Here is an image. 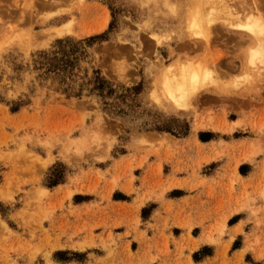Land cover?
<instances>
[{
  "label": "rangeland",
  "instance_id": "obj_1",
  "mask_svg": "<svg viewBox=\"0 0 264 264\" xmlns=\"http://www.w3.org/2000/svg\"><path fill=\"white\" fill-rule=\"evenodd\" d=\"M254 3L0 0V264H193L188 220L211 244L194 263L264 262V72L227 24ZM95 37L65 81L40 69L59 41ZM183 66L211 73L185 112L162 86ZM95 72L114 96L64 92Z\"/></svg>",
  "mask_w": 264,
  "mask_h": 264
},
{
  "label": "trees",
  "instance_id": "obj_2",
  "mask_svg": "<svg viewBox=\"0 0 264 264\" xmlns=\"http://www.w3.org/2000/svg\"><path fill=\"white\" fill-rule=\"evenodd\" d=\"M98 39H102V37L90 38L80 42H73L71 40L59 41L57 43V50L51 53H42L40 55V69L46 70V74H53L65 81L64 78L67 75L71 76L73 74L76 64L79 63L81 59L87 57L85 48L82 46L85 44L91 46V44ZM84 89H87L89 93L96 94L101 98L112 97L116 94L113 86L101 76L100 72H95L93 79H91L88 83L81 85V91L78 94L72 92L71 90H64V92L70 96L74 95L79 97L82 95ZM139 91V88L128 90L129 93H137ZM162 131L170 130L164 129ZM184 135H186V133ZM51 181L50 185L56 186L61 183L62 177L59 174H55Z\"/></svg>",
  "mask_w": 264,
  "mask_h": 264
},
{
  "label": "bare ground",
  "instance_id": "obj_3",
  "mask_svg": "<svg viewBox=\"0 0 264 264\" xmlns=\"http://www.w3.org/2000/svg\"><path fill=\"white\" fill-rule=\"evenodd\" d=\"M225 2V1H224ZM224 2H222L223 3V7L225 8H223L224 10H227V17L229 16V18L230 17H234L233 15V13L232 12H235V10H233L234 9V7L232 6V12L230 11V9H229V3L228 4H225ZM257 2H260V1H257ZM257 2H256V0H255V3H254V5H253V9H251V7H250V10L249 11H247L244 15H242L243 14V12H240V14H239V16L237 17V24L238 23H240V22H242V21H246V18L248 17V16H252L253 17V22L255 23L257 20H259L260 19V17H261V15H264V13H262L260 10H261V8L262 7H264L263 5H262V7H261V4H257ZM244 3V2H243ZM224 4L225 5H228V6H224ZM245 4V3H244ZM243 4V5H244ZM241 9V8H240ZM247 9V8H246ZM245 10V9H244ZM239 11V10H238ZM236 12H235V16H236ZM223 15H224V13H223ZM240 16H243L242 18H240ZM226 17V16H225ZM211 18V17H210ZM234 18H236V17H234ZM229 19V21L227 22V24H228V27H230L231 29L233 28H235L234 29V31L237 29L236 27H235V22H233V20H236V19ZM232 20V21H231ZM225 23H226V21L225 20H223ZM198 22V21H197ZM203 22V21H202ZM210 23V22H209ZM223 23V22H222ZM225 23H223V24H225ZM201 24V23H200ZM206 24V23H205ZM236 24V25H237ZM203 25V24H202ZM69 26H70V23H69V25H65V26H63V27H60V28H57V29H55V33H54V36L55 37H57V38H61V37H64L65 35H67V34H69L70 32H71V30H70V28H69ZM203 28H204V25L202 26ZM208 27V26H207ZM203 28H201L202 29V31L203 30H205V29H203ZM220 28V27H219ZM218 28V29H219ZM210 28H208V29H206V31H204L205 32V35L203 36V34L201 35V36H203L205 39L204 40H206V42H209L210 41V37H211V35L209 34V32L211 31V30H209ZM213 29H215V25H214V28ZM217 29V28H216ZM209 32H208V31ZM206 33H208L209 35L207 36L206 35ZM213 34V33H212ZM241 34V33H240ZM247 35V34H246ZM200 36V35H199ZM200 36V37H201ZM213 36V35H212ZM247 38H248V36H247ZM196 39V38H195ZM249 40H251V39H249ZM248 41V40H247ZM253 42V41H252ZM209 44V43H208ZM243 44V43H242ZM187 65V64H186ZM178 67V66H177ZM180 67V66H179ZM259 66H257V68H258ZM172 68V67H171ZM175 68V67H174ZM179 69V68H178ZM186 69H188V71L186 72L185 70ZM190 69H192V71L190 70ZM199 69V68H198ZM202 69V68H201ZM175 70V69H174ZM177 70V69H176ZM199 71V70H198ZM198 71H193V68H185L184 69V66H183V70H181V71H179V72H181V75L179 76V78L177 79V78H174V77H171V75H172V70H170V72H172L171 73V75H169V74H166L165 75V77H164V79H163V82H162V86H163V88H164V92L166 93V95H167V97H168V99H169V101L173 104V106L178 110V111H189L191 108H193L192 107V104H194V102H192L193 101V99L191 100L190 98H192V95H194V94H196L197 92H199L200 91V89H201V87H202V85H203V81L205 80L204 79V76L205 75H207V73L206 74H202L201 73V70H200V72H198ZM167 72V71H166ZM195 73L197 76H200L201 77V79H200V83H199V86H198V88H197V90L194 92V93H191L190 94V96H189V98H188V100L183 104V106H180V107H177V105H176V102H175V100L172 98V96H169V92H171V93H173V95L175 96V97H179L180 96V94H181V92H180V90L181 89H184L185 91H188L189 89H190V87H191V74L192 73ZM255 72V71H254ZM261 72V71H260ZM211 74V73H210ZM258 74V73H257ZM179 74H177V76H178ZM176 76V75H175ZM186 77H187V79H186ZM211 79V76H209L208 77V79L207 80H210ZM205 85V84H204ZM203 85V86H204ZM203 91V90H202ZM202 94V93H201ZM195 96H197V94L195 95ZM199 96H197V98H198ZM211 96H209V98H210ZM206 98V97H205ZM208 97H207V99H209ZM195 100V99H194ZM201 101H203L202 99H201ZM205 101V100H204ZM204 127V126H203ZM201 128H200V126L198 127V126H196L195 127V129H194V131H198V130H200ZM202 136V135H201ZM204 136V135H203ZM199 138H201V137H199Z\"/></svg>",
  "mask_w": 264,
  "mask_h": 264
},
{
  "label": "snow or ice",
  "instance_id": "obj_4",
  "mask_svg": "<svg viewBox=\"0 0 264 264\" xmlns=\"http://www.w3.org/2000/svg\"><path fill=\"white\" fill-rule=\"evenodd\" d=\"M261 4L264 5V0H261ZM164 7H169L167 4ZM261 12L264 13V7L261 8ZM170 14H174V9H170ZM191 29L198 30L199 25L196 20H191ZM237 30L241 34H247L248 38L253 41L250 47L245 48V60L247 65L250 66L251 70H256L257 65L260 66V71L264 72V15H261L260 19L255 23L253 22V17L248 16L246 21H242L236 25ZM157 37H152V40L155 41ZM186 72L188 69L185 70ZM211 74L208 73L204 76L205 81ZM187 79V77H186ZM200 76H197L194 72L191 74V87L188 91L181 89L180 96L175 97L173 93L169 92V96L175 100L177 107L183 106V104L188 100L191 93H194L200 83ZM241 79H251L250 76H241ZM155 99V97H153ZM159 103V101H156ZM264 264V262H262Z\"/></svg>",
  "mask_w": 264,
  "mask_h": 264
},
{
  "label": "crops",
  "instance_id": "obj_5",
  "mask_svg": "<svg viewBox=\"0 0 264 264\" xmlns=\"http://www.w3.org/2000/svg\"><path fill=\"white\" fill-rule=\"evenodd\" d=\"M194 138L198 140L197 136L193 135L191 138L189 139H183V140H176L177 143L179 145H183V144H187L191 141H194ZM199 141V140H198ZM210 145V144H207ZM199 199H201V194L200 193H191L189 195H185L183 197H181L179 199L180 202L182 201H192V202H197ZM190 222H192L194 224L193 228L191 230H184L182 233V238L188 240V235L192 237L193 241H195L197 243L196 247H194L191 251L192 254H194L195 252L198 253L199 250L205 246H210L211 244H209L207 242V236H206V232L205 230H203L201 232V234L198 237H193V230L198 227L200 225V223L198 222V220H188ZM195 221V222H194ZM189 241V240H188ZM234 240L231 241V244L233 243ZM191 242V241H189ZM192 243V242H191ZM230 244V245H231ZM210 249V248H209ZM189 253V254H185V256L187 258H189L190 261H192L193 264H202V262L199 263H194L193 262V255ZM218 253V252H217ZM208 261H211L210 259Z\"/></svg>",
  "mask_w": 264,
  "mask_h": 264
}]
</instances>
